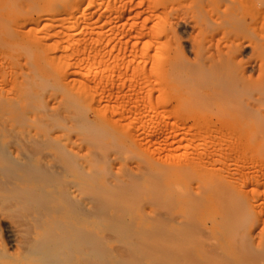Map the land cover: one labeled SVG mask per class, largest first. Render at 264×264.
I'll list each match as a JSON object with an SVG mask.
<instances>
[{
    "label": "rangeland",
    "instance_id": "1",
    "mask_svg": "<svg viewBox=\"0 0 264 264\" xmlns=\"http://www.w3.org/2000/svg\"><path fill=\"white\" fill-rule=\"evenodd\" d=\"M0 216L60 264H264V0H0Z\"/></svg>",
    "mask_w": 264,
    "mask_h": 264
},
{
    "label": "bare ground",
    "instance_id": "2",
    "mask_svg": "<svg viewBox=\"0 0 264 264\" xmlns=\"http://www.w3.org/2000/svg\"><path fill=\"white\" fill-rule=\"evenodd\" d=\"M15 7V6H13ZM246 21V20H245ZM215 63V62H214ZM215 66V65H214ZM225 67V66H224ZM219 71V70H218ZM220 73V72H219ZM224 73V72H223ZM218 75V74H217ZM195 76V75H194ZM209 77V76H208ZM221 79V78H220ZM243 82V81H242ZM202 84V83H201ZM243 84V83H242ZM246 84V83H245ZM251 85V84H250ZM197 86V85H195ZM203 86V85H202ZM245 86V85H244ZM188 87H190V85H188ZM194 87V86H193ZM250 87V86H249ZM6 211V210H4ZM6 214V213H5ZM12 216V215H11ZM13 220V218H12ZM22 220V219H21ZM26 220V219H25ZM35 220V219H34ZM11 221V220H10ZM18 221V220H17ZM28 221V220H26ZM9 222V220H8ZM6 222V220L4 221V219H2V217L0 216V227L4 229V231L6 232V235L9 240L8 243L11 244L12 248H15L16 249V252H14L13 254L10 253V250H5V252L1 253L0 254V264H47L46 262H44V257L47 256V254H51L52 255V259L51 261H54V263L61 261L62 258L63 259H66L64 258L63 254H66V253H61V251H64V250H61V248H57V249H54L53 251H47L46 249H43L41 247V244H38L41 248H39L38 246L36 247V249H31L30 246H27L26 248V245H25V232H26V228L25 226L27 224H24V225H14L13 223H8ZM13 222V221H12ZM25 222V221H24ZM16 223V222H15ZM41 225V224H40ZM31 225H29V228H30ZM28 227V226H27ZM44 227V226H42ZM32 228V227H31ZM30 228V230H31ZM36 229V228H34ZM1 230V229H0ZM41 231V230H40ZM46 231V230H45ZM33 232V231H32ZM36 232V231H35ZM38 232V231H37ZM77 233V232H76ZM31 235V234H30ZM37 237H35V239H39V241L41 240V237L42 235L40 233H36ZM45 235V234H44ZM81 235V234H80ZM35 236V235H34ZM47 236V235H46ZM45 236V238H46ZM49 237V236H47ZM29 240V239H28ZM54 240V239H53ZM84 240V239H83ZM48 241V239H47ZM37 242V241H36ZM40 243V242H39ZM42 243V242H41ZM58 243V242H57ZM55 243L56 245H60L59 243L57 244ZM37 244V243H36ZM7 245V243L5 244ZM31 245V244H30ZM45 246V243L43 244ZM51 245V244H50ZM8 246V245H7ZM4 247V246H3ZM5 248V247H4ZM3 248V250H4ZM11 248V249H12ZM47 248V247H46ZM90 248V247H89ZM1 249V248H0ZM71 249V248H70ZM80 249V248H79ZM86 249V248H85ZM84 250V249H83ZM140 250V249H139ZM75 253L76 251L79 252L76 248V250H74ZM81 251V249H80ZM88 251V250H87ZM96 251V250H95ZM2 252V251H1ZM50 252V253H49ZM68 252V251H67ZM83 252V251H81ZM91 252V251H90ZM71 255L73 252H69ZM95 253V252H94ZM102 253V252H101ZM100 253V254H101ZM50 255V256H51ZM134 255V254H133ZM135 256V255H134ZM133 256V257H134ZM43 257V258H42ZM69 257V256H68ZM71 257V256H70ZM132 257V258H133ZM35 258V260H34ZM81 258V257H80ZM139 258V257H138ZM126 259V258H125ZM32 260V261H31ZM40 260V261H38ZM135 260V258L133 259ZM132 260V261H133ZM138 260V259H137ZM126 261V260H125ZM31 262V263H30ZM62 262V261H61ZM131 262V261H130ZM129 262V263H130ZM135 262V261H134ZM50 263V262H49ZM101 263V262H100ZM123 263V262H122ZM125 263V262H124ZM128 263V262H127ZM139 263V262H138ZM60 264V263H59ZM107 264V263H106ZM126 264V263H125ZM131 264V263H130Z\"/></svg>",
    "mask_w": 264,
    "mask_h": 264
}]
</instances>
